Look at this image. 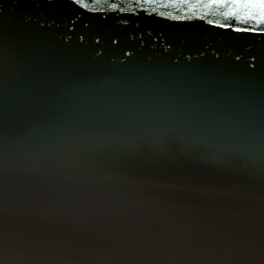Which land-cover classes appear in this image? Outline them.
I'll return each instance as SVG.
<instances>
[{
	"label": "water",
	"instance_id": "95a60500",
	"mask_svg": "<svg viewBox=\"0 0 264 264\" xmlns=\"http://www.w3.org/2000/svg\"><path fill=\"white\" fill-rule=\"evenodd\" d=\"M0 232L5 264H264V19L0 0Z\"/></svg>",
	"mask_w": 264,
	"mask_h": 264
},
{
	"label": "snow or ice",
	"instance_id": "6c2138e0",
	"mask_svg": "<svg viewBox=\"0 0 264 264\" xmlns=\"http://www.w3.org/2000/svg\"><path fill=\"white\" fill-rule=\"evenodd\" d=\"M229 3L233 8L252 9L264 19V0H210L211 6L227 7ZM32 247L26 239L20 238L10 241L3 232H0V264H5L10 251H14L18 256L26 257ZM21 264H46V262L40 260H22Z\"/></svg>",
	"mask_w": 264,
	"mask_h": 264
}]
</instances>
